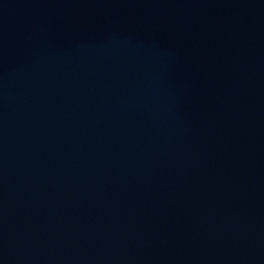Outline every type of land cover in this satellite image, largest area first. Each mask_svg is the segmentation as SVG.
I'll return each instance as SVG.
<instances>
[{
    "label": "water",
    "instance_id": "95a60500",
    "mask_svg": "<svg viewBox=\"0 0 264 264\" xmlns=\"http://www.w3.org/2000/svg\"><path fill=\"white\" fill-rule=\"evenodd\" d=\"M0 264H264V0H0Z\"/></svg>",
    "mask_w": 264,
    "mask_h": 264
}]
</instances>
